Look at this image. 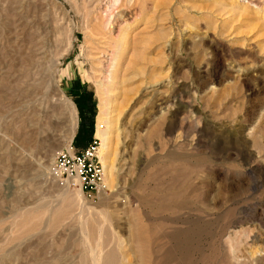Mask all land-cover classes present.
Here are the masks:
<instances>
[{
	"label": "rangeland",
	"instance_id": "374dc122",
	"mask_svg": "<svg viewBox=\"0 0 264 264\" xmlns=\"http://www.w3.org/2000/svg\"><path fill=\"white\" fill-rule=\"evenodd\" d=\"M44 51L55 89L30 67ZM41 87L74 105L68 145ZM89 145L100 193L51 170ZM90 246L97 264H264V0H0V264H92Z\"/></svg>",
	"mask_w": 264,
	"mask_h": 264
},
{
	"label": "bare ground",
	"instance_id": "6f19581e",
	"mask_svg": "<svg viewBox=\"0 0 264 264\" xmlns=\"http://www.w3.org/2000/svg\"><path fill=\"white\" fill-rule=\"evenodd\" d=\"M77 29V28H76ZM48 49H49V47H48ZM49 52V51H48ZM39 59H40V62H36V64H31L30 62V67H33V69L38 73V76H39V79H40V81H42V79L46 76V77H48V78H51V82H52V87L55 89V78L53 77V74H54V71H55V69H56V65H57V63H55L50 57H49V55L44 51V52H41L40 53V56H39ZM29 66V65H28ZM27 67V66H26ZM19 75V74H18ZM52 75V76H51ZM11 76V75H10ZM49 80V79H48ZM44 81H45V79H44ZM50 82V81H49ZM11 83V82H10ZM44 87V86H43ZM51 87V88H52ZM42 88V87H41ZM57 89V88H56ZM48 90V89H47ZM52 92V91H51ZM50 92V93H51ZM48 93V92H47ZM46 92H44L43 91V88H42V90L40 91V95H41V100L43 101V108H44V112L46 113L45 115H44V119H48V111H50V108H54V106H56V107H63V109H64V111L66 112V114H67V118H68V123H69V126H68V130L66 131V134H65V137L67 138V145L70 143V141H71V139H72V134H73V129H74V126H75V109H74V105H73V103L69 100V99H67L63 94H61V93H56V94H52L51 96L50 95H48ZM106 109H105V107H104V105H101L100 106V108H99V113L97 114V119L98 120H96V121H98V123H97V131H96V135H98L100 138H101V141H102V144H104L105 143V140H106V136H107V131L106 130H104V129H101V130H99V127L101 126V119L104 117L103 116V113H104V111H105ZM26 115H28V118H30V120L32 121L31 123H30V125H35V126H38L39 125V122H40V119L38 118V119H35L34 117H29L30 115H33L32 114V112H29V114H26ZM51 116H53V114L51 115ZM66 117V116H65ZM27 118V119H28ZM34 118V119H33ZM44 121H46V120H44ZM50 122V121H49ZM54 136V135H53ZM102 144H101V147H103L102 146ZM101 149H103V148H101ZM105 159V158H104ZM103 158H102V164H103V166H105V169H106V162H105V160H104ZM38 162V161H37ZM36 162V163H37ZM38 164V163H37ZM39 165V164H38ZM39 166H41V165H39ZM38 166V167H39ZM45 167V166H44ZM43 172V171H42ZM38 173V172H37ZM107 170H106V178H108L107 177ZM109 180V179H108ZM93 225V224H92ZM144 225H142V228H144L143 227ZM90 229V228H89ZM94 228H92V230H93ZM99 229V228H98ZM146 229V228H145ZM88 230V229H87ZM144 230V229H143ZM89 231V230H88ZM100 231V230H99ZM98 231V232H99ZM129 231V230H128ZM141 228H135L134 229V231H133V233H132V235L135 237V246H133V252H135V250H137V252L138 251H140L139 250V248L140 247H142V249H143V246L145 245V246H147L148 244H144V243H147L146 241L145 242H143V240H145L143 237H141L142 236V234L140 235V233H141ZM94 232V231H93ZM97 232V233H98ZM148 234V233H147ZM99 235V234H98ZM145 235V234H144ZM143 235V236H144ZM87 237V236H86ZM96 238H98V237H96ZM143 238V239H142ZM148 239V238H147ZM98 241V240H97ZM148 242H149V240H148ZM134 243V242H133ZM87 245H88V242H87ZM97 245H98V243H97ZM116 246V245H115ZM149 246V245H148ZM135 247V248H134ZM142 249H141V251H142ZM88 250V249H87ZM146 250H148V249H146ZM145 251V250H144ZM89 257L91 258V260H93L92 261V264H97L98 262H97V260H96V256H94V249H93V247H89ZM146 252V254H147V251H145ZM148 252H149V250H148ZM146 254H144L143 252H141L140 254H139V260L141 261V264H149V263H151L152 262V259H151V257H150V255H146ZM150 254V253H149ZM108 258L110 259V261H109V264H115L116 263V253H115V250H113V251H110L109 253H108Z\"/></svg>",
	"mask_w": 264,
	"mask_h": 264
},
{
	"label": "built area",
	"instance_id": "2783aa9c",
	"mask_svg": "<svg viewBox=\"0 0 264 264\" xmlns=\"http://www.w3.org/2000/svg\"><path fill=\"white\" fill-rule=\"evenodd\" d=\"M52 172L75 180L81 190L92 193L102 192V169L97 158L96 146L70 153L59 152L51 167Z\"/></svg>",
	"mask_w": 264,
	"mask_h": 264
},
{
	"label": "trees",
	"instance_id": "16d2710c",
	"mask_svg": "<svg viewBox=\"0 0 264 264\" xmlns=\"http://www.w3.org/2000/svg\"><path fill=\"white\" fill-rule=\"evenodd\" d=\"M82 128H84V125L82 126ZM79 127L78 129V133H83V134H86L87 136H90L91 132H92V121L89 122V125L87 126V130H84Z\"/></svg>",
	"mask_w": 264,
	"mask_h": 264
}]
</instances>
